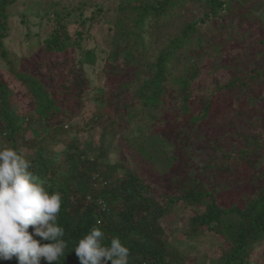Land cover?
Wrapping results in <instances>:
<instances>
[{
	"label": "trees",
	"instance_id": "16d2710c",
	"mask_svg": "<svg viewBox=\"0 0 264 264\" xmlns=\"http://www.w3.org/2000/svg\"><path fill=\"white\" fill-rule=\"evenodd\" d=\"M15 1L0 0V56L7 70L5 77L0 73V138L33 163L50 193L62 196L58 222L68 248L53 264H80L74 248L93 226L105 232L106 244L118 237L129 248L128 264H186V246L207 230L226 241L215 264H255L253 248L264 240V122L252 123L251 115L264 100L263 71L249 62L228 78L213 72L210 85L198 88L209 52H192L187 36L196 29L188 25L180 36L165 35L179 0L124 1L114 11L105 55L86 43L101 6L89 15L88 3L55 8L56 25L41 21L40 46L31 60H21L4 46ZM72 20L82 27L75 36ZM102 67L109 91L98 88L95 111L74 123L83 101L72 114L62 98L84 96L94 84L89 69ZM17 91L30 101L27 109L16 103ZM87 126L101 129L97 148L82 133ZM109 135H120L130 155L154 168L189 169L171 172L167 193L157 196L139 167L109 159ZM196 147L211 148L213 157L191 164ZM180 201L204 209L172 242L162 221ZM40 264L48 262L41 258Z\"/></svg>",
	"mask_w": 264,
	"mask_h": 264
},
{
	"label": "rangeland",
	"instance_id": "374dc122",
	"mask_svg": "<svg viewBox=\"0 0 264 264\" xmlns=\"http://www.w3.org/2000/svg\"><path fill=\"white\" fill-rule=\"evenodd\" d=\"M124 1L129 0H16L9 9L10 32L4 38V46L8 49L9 55L17 54L21 60H31L29 56L37 51L40 46L38 35V33L41 35L40 22H48L52 28L56 25L54 20L55 8L69 9L81 3H88L89 7L85 11V15L91 14L97 5L102 7V13L96 16L97 21L90 31L92 36L87 38L86 43L89 47L96 46L101 54L105 55L115 28L113 23L114 11ZM216 1H222L225 4L220 6L216 4ZM216 1L179 0L180 8L175 11L176 13L165 26V35L170 37L182 35L183 30L188 25L194 26L195 32L187 36L188 44L194 46L192 52L196 56L203 50L209 52L205 54L206 58L201 71L202 77L196 83L198 88L210 85L213 72L228 78L233 72L244 69L249 62L261 69L264 75V0ZM213 4H215V13L213 12ZM73 19L78 20V15ZM76 20L69 23V29L73 36L82 28L80 22ZM198 41H201L204 48L197 44ZM101 70L104 68L102 67L98 72H93L92 68L89 69L94 84L91 89L85 92L84 96H76L75 99L62 98L64 106L68 107L72 114L77 113L80 104H78V100L83 101L81 112L73 118L74 123L82 124L95 111L97 101H94V95L96 91L100 92L97 90L98 88L102 89L101 92L104 93L109 91V83L104 81L100 73ZM180 71H177L176 75ZM0 73L4 77L7 75L5 61L1 56ZM126 75H130L129 70ZM103 86L105 87L103 88ZM16 93V103L22 110L27 109L30 101L21 92L17 91ZM262 97L264 98V91ZM244 107H248V105L246 104ZM253 111L251 122L254 123L259 120L264 122V100L261 99ZM85 128L82 133L97 148L101 129L88 126ZM31 132L29 130L27 134L31 135ZM106 145L111 147L108 154L109 159L113 162L124 161L126 165L131 167H139L140 174L144 175L147 184L151 186L157 196L167 193L166 184L171 172L183 173L189 169L187 164H183L171 172H166L154 168L146 161H139L140 158L138 159L128 153L127 145L120 135H109ZM0 147H7L1 138ZM134 153L137 155L136 151ZM191 153L193 154L191 164L207 162L214 155L211 148L196 147ZM203 209L204 207L201 205H191L182 201L176 203L174 209L162 221L168 239L172 242L182 239L190 217L200 213ZM182 248L184 247L182 246ZM185 249L186 264H215L222 251L226 249V241L223 237L207 230L198 243L188 245ZM252 259L255 264H264V240L254 246Z\"/></svg>",
	"mask_w": 264,
	"mask_h": 264
},
{
	"label": "clouds",
	"instance_id": "9594fccd",
	"mask_svg": "<svg viewBox=\"0 0 264 264\" xmlns=\"http://www.w3.org/2000/svg\"><path fill=\"white\" fill-rule=\"evenodd\" d=\"M32 168L16 149L0 147V260L15 257L18 264H40L43 258L53 264L66 258L68 248L58 222L62 196L50 193V185ZM105 241V232L93 226L74 248L80 264H128L129 248L118 237Z\"/></svg>",
	"mask_w": 264,
	"mask_h": 264
}]
</instances>
